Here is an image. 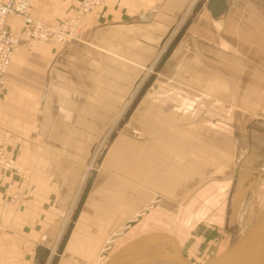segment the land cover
I'll use <instances>...</instances> for the list:
<instances>
[{"label":"crops","instance_id":"obj_1","mask_svg":"<svg viewBox=\"0 0 264 264\" xmlns=\"http://www.w3.org/2000/svg\"><path fill=\"white\" fill-rule=\"evenodd\" d=\"M28 1L50 24L79 3ZM225 1L212 18L206 0H104L75 40L23 37L0 93L17 167L0 165V264H51L92 171L55 264H100L149 230L192 261L241 234L264 180V0Z\"/></svg>","mask_w":264,"mask_h":264},{"label":"water","instance_id":"obj_2","mask_svg":"<svg viewBox=\"0 0 264 264\" xmlns=\"http://www.w3.org/2000/svg\"><path fill=\"white\" fill-rule=\"evenodd\" d=\"M205 7L212 18L219 17L227 9L225 0H206ZM166 54L164 55V57ZM163 57V58H164ZM144 88L138 93L142 94ZM135 105V101L129 106L124 115L127 118ZM94 178V171L88 177L75 209L71 215V222L62 236L56 255L52 258L51 264H55L58 254L61 252L69 234L71 224L78 215L87 192ZM156 242H163L166 246L162 251L154 250L152 245ZM134 258L131 264H140L155 260L173 262L174 264H264V197L261 200L257 214L252 222L241 232L238 239L221 252L211 255L199 263L191 262L185 257L179 246L175 235L166 231H149L139 234L128 242L121 245L110 253L100 264H117L122 259Z\"/></svg>","mask_w":264,"mask_h":264},{"label":"built area","instance_id":"obj_3","mask_svg":"<svg viewBox=\"0 0 264 264\" xmlns=\"http://www.w3.org/2000/svg\"><path fill=\"white\" fill-rule=\"evenodd\" d=\"M103 3L104 0H79L74 15L50 24L32 16L28 0H0V93L12 54L18 49L23 37H26L28 46L35 40L57 43L75 40L81 35L84 16ZM12 15L22 20L21 34H13L8 29L7 21ZM0 165L5 169H17L15 162L6 156L2 147H0Z\"/></svg>","mask_w":264,"mask_h":264},{"label":"rangeland","instance_id":"obj_4","mask_svg":"<svg viewBox=\"0 0 264 264\" xmlns=\"http://www.w3.org/2000/svg\"><path fill=\"white\" fill-rule=\"evenodd\" d=\"M76 11V10H75ZM74 15V14H73ZM63 20V19H62ZM69 42V41H68ZM117 125V124H116ZM115 125V126H116ZM252 143L255 145V146H258L259 148L263 149L264 150V132L263 133H260V134H257V136L252 140ZM264 197V180H263V184L262 186L260 187V191H259V197L258 199L261 201L262 198ZM247 203L248 202H245L243 204L244 208L247 206ZM261 203V202H260ZM260 203H258V200L255 202H253L252 204V210H251V213L248 215L246 213L248 212H244L243 210V213L242 211L240 213L241 214V217L239 216L237 219H236V228L238 230H241L243 231L251 222L252 220L255 218L256 214H257V211H258V207L260 205ZM242 206V208H243ZM251 208V207H250ZM249 209V207H248ZM154 225V224H153ZM152 228H156V226H152ZM150 231V230H149ZM165 231V230H163ZM240 233V232H239ZM239 237V234H237V237L234 238V240L232 241L231 244H233ZM121 241V240H120ZM118 245V244H117ZM117 245H115L114 247L112 246L111 248L107 249V250H104L103 251V255L101 257V261L104 260V258L106 256H108L110 253H112L113 251H115L117 249ZM167 246V244L163 243V242H156L152 245V248L154 250H158V251H162V249ZM221 249V248H220ZM183 255L185 257H187V251L182 248L181 249ZM213 252H218L216 250H200V252L197 254V256L195 255V257L191 258V262L193 263H197V261L200 259V258H205L207 257L209 254L213 253ZM188 258V257H187ZM195 259H198L197 261H195ZM134 261V258H128V259H122L121 261H119L117 264H131L132 262ZM101 263V262H100ZM140 264H174L173 262H169V261H163V260H155V261H149V262H142Z\"/></svg>","mask_w":264,"mask_h":264},{"label":"bare ground","instance_id":"obj_5","mask_svg":"<svg viewBox=\"0 0 264 264\" xmlns=\"http://www.w3.org/2000/svg\"><path fill=\"white\" fill-rule=\"evenodd\" d=\"M107 249H108V247L105 250H107Z\"/></svg>","mask_w":264,"mask_h":264}]
</instances>
